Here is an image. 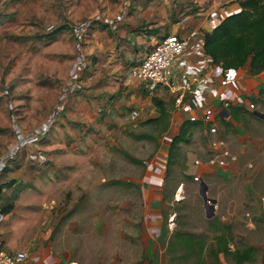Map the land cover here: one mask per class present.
I'll use <instances>...</instances> for the list:
<instances>
[{
    "label": "rangeland",
    "instance_id": "1",
    "mask_svg": "<svg viewBox=\"0 0 264 264\" xmlns=\"http://www.w3.org/2000/svg\"><path fill=\"white\" fill-rule=\"evenodd\" d=\"M157 2L0 0V155L57 112L35 143L42 162L34 169L54 178L53 246L68 263L264 264V119L195 129L170 156L172 120L151 122L159 115L152 94L131 93L122 115L95 121L90 113L94 101L121 88L114 76L104 84L97 76L113 20L125 10L137 23L141 9ZM171 5L169 20L178 4ZM163 8L155 12L159 21ZM133 110L141 112L136 121ZM167 152L171 165L156 187L145 175ZM201 180L217 202L211 219ZM156 205L159 221L149 224ZM250 249L251 260L239 263L237 254Z\"/></svg>",
    "mask_w": 264,
    "mask_h": 264
},
{
    "label": "crops",
    "instance_id": "2",
    "mask_svg": "<svg viewBox=\"0 0 264 264\" xmlns=\"http://www.w3.org/2000/svg\"><path fill=\"white\" fill-rule=\"evenodd\" d=\"M159 1L161 2H157L158 6L154 4L157 7L146 5L141 9L144 19L137 23L134 21L136 19L128 20L125 10L120 12L117 21L113 20L111 30L114 37L109 40L110 48L104 51V57L107 59L102 62L100 70L97 68V76L103 75V84L105 80H110L108 77L114 76L116 84L121 88L111 96L103 95L100 99L101 104L93 102L90 113L95 121L102 115L107 117L114 113L122 115V107L129 104L131 93L140 91L152 94L151 100L159 113L155 119L160 116L161 104L166 109L167 118L170 115L172 120L170 136L166 140L168 142L166 148L170 150L173 138L179 134L186 122L199 123L191 129V135L195 129L208 128L210 125L214 127L219 123L230 127L234 120L240 121L244 116L253 115L259 118L256 112L264 114L259 105L264 103L262 93L264 72L252 71L249 64L238 71L224 70L212 63L203 47L205 35L212 32L227 16L238 12L241 9L240 2L244 0ZM172 1L178 5L172 10L176 13L175 18L169 20L167 12L168 8L172 9ZM163 4L166 6L165 9L162 7ZM158 8H163L164 11L161 21L155 17ZM172 34L188 40L187 49L175 60L174 77L179 82L185 80L196 82L193 91L188 93L179 105L175 94L168 89L160 88L150 92L145 85L139 84L132 77V71L145 55L160 40ZM200 81L204 83L199 84ZM206 85L210 86V90L203 89ZM95 91L99 90L91 88L89 95L96 97ZM87 106L89 109L90 102ZM56 116L57 112L51 113V116L45 115L43 126L35 133H30L34 134L35 140L29 138L22 142L18 141L0 155V243L7 253H25L27 255L25 264H77L75 261L68 263L55 252L53 242L56 223L52 211L55 198L50 193V188L48 189V183L51 185V179L54 178L39 176L34 169L41 166L42 162L41 158H38L40 155L36 156L35 143L41 140L40 137H45L48 122L52 123ZM155 119L151 122L160 121H154ZM234 129L238 131L239 125L237 124ZM183 143L185 142L180 143L177 148ZM49 144L45 148L50 149ZM169 160L168 152L165 153V157H156L155 165L146 172L145 176L152 184L155 183L156 187L159 186L160 176H164L163 170L169 169ZM23 173L25 176H22ZM157 197L154 196V199ZM152 208L149 210V224L152 221L158 222L161 213L158 205Z\"/></svg>",
    "mask_w": 264,
    "mask_h": 264
},
{
    "label": "trees",
    "instance_id": "3",
    "mask_svg": "<svg viewBox=\"0 0 264 264\" xmlns=\"http://www.w3.org/2000/svg\"><path fill=\"white\" fill-rule=\"evenodd\" d=\"M240 8L205 35L204 51L214 65L224 70L238 71L249 64L252 71L264 72V0H244L240 2ZM62 30L60 28L55 33ZM159 105L160 116L154 121L167 118L165 107ZM198 125L195 121L184 123L173 138L170 156L180 143L189 142L191 129ZM253 252L250 249L238 253V262L251 260Z\"/></svg>",
    "mask_w": 264,
    "mask_h": 264
},
{
    "label": "built area",
    "instance_id": "4",
    "mask_svg": "<svg viewBox=\"0 0 264 264\" xmlns=\"http://www.w3.org/2000/svg\"><path fill=\"white\" fill-rule=\"evenodd\" d=\"M187 47V39L176 34L166 36L145 55L140 64L132 71L133 79L139 84L145 85L150 92H155L160 88L168 89L175 94L177 105L181 104L196 85V82L190 80L179 82L174 77L175 60L185 52ZM203 83V81L199 82V84ZM203 89L208 91L210 86L206 85ZM226 106L228 107L229 104ZM139 116L140 112L135 110L131 114V119L135 121ZM50 123L48 122V125ZM34 137L33 135V140H35ZM26 259L25 253L10 254L5 252L0 243V264H25Z\"/></svg>",
    "mask_w": 264,
    "mask_h": 264
},
{
    "label": "water",
    "instance_id": "5",
    "mask_svg": "<svg viewBox=\"0 0 264 264\" xmlns=\"http://www.w3.org/2000/svg\"><path fill=\"white\" fill-rule=\"evenodd\" d=\"M256 115L259 118H264V114L256 112ZM196 169H198V166L196 167ZM195 173H196V171L194 172V174ZM208 190H209V188H208L207 184L203 180H201V185H200L199 192H200V195L202 196V198L204 200V203H205L204 206H205L207 218L211 219V218H213L215 216L217 202H216V200L210 199L208 197Z\"/></svg>",
    "mask_w": 264,
    "mask_h": 264
}]
</instances>
